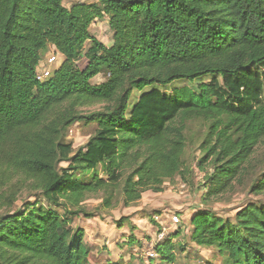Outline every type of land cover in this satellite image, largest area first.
Here are the masks:
<instances>
[{"label":"trees","instance_id":"16d2710c","mask_svg":"<svg viewBox=\"0 0 264 264\" xmlns=\"http://www.w3.org/2000/svg\"><path fill=\"white\" fill-rule=\"evenodd\" d=\"M64 1L0 0V264H94L75 220L183 178L193 119L208 122L198 160L214 168L208 196L243 178L264 138V0ZM103 17L110 45L90 32ZM75 123L95 126L78 148L65 140ZM249 189L264 191V169ZM24 193L34 200L14 209ZM93 196L101 204L87 212ZM123 243L140 244L133 234ZM188 243L214 253L193 264H264V203L233 219L195 210L146 264H174Z\"/></svg>","mask_w":264,"mask_h":264},{"label":"rangeland","instance_id":"374dc122","mask_svg":"<svg viewBox=\"0 0 264 264\" xmlns=\"http://www.w3.org/2000/svg\"><path fill=\"white\" fill-rule=\"evenodd\" d=\"M76 1L78 0H65L64 4L70 7ZM90 32L102 44H111L112 32L105 17L95 20L90 26ZM49 51L52 53V48ZM51 66L52 63L46 65L47 68ZM105 78V72H101L92 79V82L100 83ZM137 94V91L132 92L128 102L129 109L134 104ZM102 105V103L93 104L83 108L82 111L98 110ZM207 126L208 122L202 119H193L188 122L187 141L184 148L186 169L183 178L176 177L172 181L164 183V190L160 193L144 192L141 199L129 207H125L122 201L117 199L113 201L116 204L115 207L109 209L99 208L98 214L95 216L85 217L81 215L75 220L76 225L84 229V240L92 248L90 254L92 263L99 264L97 261L100 262L106 256L104 252L99 253L98 248H101V250L107 249L112 253L111 258L118 259L119 252L116 245L123 244V242L119 241L121 236L128 238L130 234L142 238L140 247H136L132 252H129L133 256L131 264L140 262L146 264L148 258L159 260V257L147 256L148 251L153 248L158 234L152 220L157 222L165 234H169L177 228L181 229V231L187 230L189 228L190 215L199 208H210L224 218L233 219L236 211L245 205L249 203H264V191L256 194L249 189L251 182L264 169V138L255 146L253 153L243 165V168H245L242 172L243 178L239 181H234L222 193L207 195V188L204 186L207 184L205 175L209 176L212 174L214 168L210 163L203 164V167L198 164L201 156L199 145L205 136ZM94 129L95 126L93 124L83 125L75 123L71 126V131L67 133L65 140L70 142L74 148H78L87 142ZM203 198L207 199L204 201ZM26 200L33 201L34 197H29L27 193L22 194L15 202L13 208L21 207ZM82 204L87 212H94L95 208L100 206L101 199L93 196L87 198ZM172 214L179 215L180 223L174 225L171 222L170 217ZM155 215L157 217L154 219L153 216ZM122 218H124V224L118 226L120 224L118 222ZM130 243L129 245H131ZM187 246V252L182 256L179 255L174 264H187V261H191V264H193V262L206 261L214 256L213 251L209 248H199L192 243H188ZM127 261V256L119 260L121 264H127ZM216 262L219 263L220 259H217Z\"/></svg>","mask_w":264,"mask_h":264},{"label":"built area","instance_id":"2783aa9c","mask_svg":"<svg viewBox=\"0 0 264 264\" xmlns=\"http://www.w3.org/2000/svg\"><path fill=\"white\" fill-rule=\"evenodd\" d=\"M48 63L49 64H51V63H53V61H54V56H50L49 58H48ZM48 76V72H44V73H42V74H39V75H37V80H42L43 78H45V77H47ZM170 219L172 220L171 222L174 224V225H176V224H178V223H180V218H179V215L178 214H172L171 215V217H170ZM165 232H164V230H161L158 234H157V236H156V242H158V241H161L164 237H165ZM155 242V243H156ZM154 243V244H155ZM151 251H148V253H147V256H151V257H153V256H156V252L154 251V249L152 248V249H150Z\"/></svg>","mask_w":264,"mask_h":264},{"label":"crops","instance_id":"0c3cea01","mask_svg":"<svg viewBox=\"0 0 264 264\" xmlns=\"http://www.w3.org/2000/svg\"><path fill=\"white\" fill-rule=\"evenodd\" d=\"M53 49V48H52ZM137 240H139V242L141 241V239L142 238H139L138 236H136L135 237ZM125 239H127V238H125V236H121V238L119 239V241L120 242H123ZM144 239V238H143ZM106 245V244H105ZM104 245V246H105ZM122 246H124V248H127L128 247V253L125 255V256H123V257H121L120 258V251H121V249H120V244L118 245H116V248H117V250H118V252H119V254H118V259H114V258H111V255H112V253H110L107 249L105 250V249H103V250H101V252H104V253H106V256H105V258L103 259V260H106V259H111V260H114V261H119V260H122L123 258H125L126 256L128 257V261H129V259H130V256H132V255H130L129 254V252L131 251L132 252V250L133 249H135L136 247L137 248H139L140 247V244H131V245H127V244H122ZM99 249H101V248H98V250ZM137 251V250H136ZM138 252V251H137ZM100 253V252H99ZM133 255H136V254H133ZM133 257V256H132ZM133 259V258H132ZM102 261V260H101ZM127 261V262H128ZM127 262H125V263H127Z\"/></svg>","mask_w":264,"mask_h":264}]
</instances>
